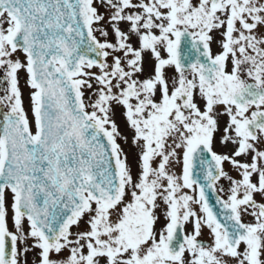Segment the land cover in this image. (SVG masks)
Wrapping results in <instances>:
<instances>
[{
  "label": "snow or ice",
  "instance_id": "obj_1",
  "mask_svg": "<svg viewBox=\"0 0 264 264\" xmlns=\"http://www.w3.org/2000/svg\"><path fill=\"white\" fill-rule=\"evenodd\" d=\"M261 29L264 0H0V264L32 249L39 264H264ZM113 105L139 148L135 179Z\"/></svg>",
  "mask_w": 264,
  "mask_h": 264
},
{
  "label": "flooded vegetation",
  "instance_id": "obj_2",
  "mask_svg": "<svg viewBox=\"0 0 264 264\" xmlns=\"http://www.w3.org/2000/svg\"><path fill=\"white\" fill-rule=\"evenodd\" d=\"M99 11L105 12V9L103 7H100ZM260 31L264 32V29H261ZM211 35L213 36L212 51L214 54H216L221 50L220 44H219L220 33L218 31L214 30L213 33H211ZM110 39H111V37H110ZM150 64H151V56H150V54H148V55H146V64H145L146 73H147V71H150ZM230 67H231V65L229 63V68ZM172 74L173 73L171 72V70H169V75H172ZM3 76H4V71L2 69H0V81L3 80ZM243 78L247 79V77H243ZM249 82L251 83L252 81L249 80ZM6 87H7V84L3 83L2 87H0V94L3 93V95H4V88H6ZM197 101L200 102L198 97H197ZM220 110L221 111L223 110L222 107ZM113 112H114V109L112 108V114H113ZM123 113H124V111L113 114L111 118L116 122V124L118 126V129L120 132V137H118V143H120L124 154L127 156L128 166L130 167L132 174H133V177L135 179V177L140 172L139 148L133 143V139H132L133 132L129 128V126L127 125ZM226 121H227V116H222L220 118V123H221L222 127ZM125 137H126V139H124ZM232 149H233L232 145H228L227 147L222 146L219 143V138L217 137V140H216V143L214 146L215 151H217V152H229L230 153ZM153 166L155 167V163L153 164ZM224 167H225V171H227L229 173V175L233 176V178H235V179L240 178L239 174L227 162L225 163ZM172 171L176 172L178 175L182 173V160H181L180 164L173 165ZM219 187H223L225 189V191L224 192H218V195H220L223 198H226L227 189L229 187L228 181L221 180L219 183ZM255 198L257 199L258 202H264V198H261L259 195H256ZM158 204H159V207L156 210V215L160 218L165 219L166 206L162 202H159V201H158ZM194 207H195L196 211L199 212V207L198 206H194ZM158 212L160 213L159 215L157 214ZM242 219H245L246 222H252L253 218L251 216H248V215H242ZM163 226L164 225H161L159 227L156 226V228H157V230H159ZM62 256H63V258H61ZM67 256H68V252L65 250L58 257L55 256V258L65 259Z\"/></svg>",
  "mask_w": 264,
  "mask_h": 264
},
{
  "label": "rangeland",
  "instance_id": "obj_3",
  "mask_svg": "<svg viewBox=\"0 0 264 264\" xmlns=\"http://www.w3.org/2000/svg\"><path fill=\"white\" fill-rule=\"evenodd\" d=\"M14 58H16V57H14ZM18 58L21 59V61L23 62V60H24L23 55H20L19 54ZM17 77H18V81H19L18 86H19V88L21 90V94H22V99H23V96L24 97H28L29 96V98H30V94H31L32 89L29 87V85L27 83V81H28V74L26 73L25 70L21 69L18 72ZM94 87H95V85H94ZM26 88L29 91L28 94L27 93L24 94V91H25ZM91 91L92 90H87V89L85 90V99L86 100L90 96ZM28 105H30V107L27 108V109H25V111L28 113L29 120L32 121L33 117H32V112H31V100L30 99H29ZM118 107L121 108L124 111V109L121 106H119V105H113V109H114L113 114H116L118 112V110H119ZM112 115H111V117H112ZM33 131H35L34 124H33ZM6 198H7V204L9 205V226L11 228V208H10V205H11V202L12 201H11V193L10 192L6 193ZM81 226H82V224H81ZM188 226H191V223H189ZM190 228H192V226ZM74 229H73L74 231L72 230L74 233L76 231L80 230V228L78 229L76 226H75ZM202 230L203 231H201V233H203L204 236L205 235H208L209 237H211L210 232H209V230L206 227L202 228ZM243 247L244 246L241 245V249H240L241 251L243 250ZM225 259L228 260V261H234L231 258H227V257ZM23 261H26V264H39V250L38 249H32L30 252H28L23 257L22 264H23Z\"/></svg>",
  "mask_w": 264,
  "mask_h": 264
},
{
  "label": "water",
  "instance_id": "obj_4",
  "mask_svg": "<svg viewBox=\"0 0 264 264\" xmlns=\"http://www.w3.org/2000/svg\"><path fill=\"white\" fill-rule=\"evenodd\" d=\"M0 111H4V110L2 108H0ZM0 120H2V117H0ZM208 195H209V202L214 205L215 209L218 210L219 209V205L215 204L216 195L213 192H211V190H209Z\"/></svg>",
  "mask_w": 264,
  "mask_h": 264
}]
</instances>
